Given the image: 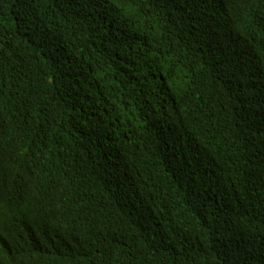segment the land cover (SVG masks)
<instances>
[{"label": "trees", "instance_id": "16d2710c", "mask_svg": "<svg viewBox=\"0 0 264 264\" xmlns=\"http://www.w3.org/2000/svg\"><path fill=\"white\" fill-rule=\"evenodd\" d=\"M0 264H264V0H0Z\"/></svg>", "mask_w": 264, "mask_h": 264}]
</instances>
